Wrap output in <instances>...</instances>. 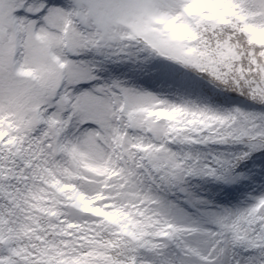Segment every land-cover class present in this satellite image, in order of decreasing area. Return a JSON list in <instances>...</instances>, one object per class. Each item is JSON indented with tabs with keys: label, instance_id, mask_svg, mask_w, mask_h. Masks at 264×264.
<instances>
[{
	"label": "snow or ice",
	"instance_id": "6c2138e0",
	"mask_svg": "<svg viewBox=\"0 0 264 264\" xmlns=\"http://www.w3.org/2000/svg\"><path fill=\"white\" fill-rule=\"evenodd\" d=\"M0 264H264V0H0Z\"/></svg>",
	"mask_w": 264,
	"mask_h": 264
}]
</instances>
